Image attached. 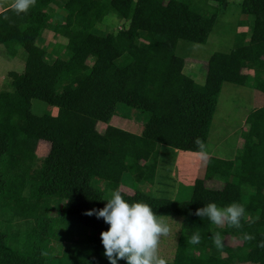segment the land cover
Masks as SVG:
<instances>
[{"label":"trees","instance_id":"trees-1","mask_svg":"<svg viewBox=\"0 0 264 264\" xmlns=\"http://www.w3.org/2000/svg\"><path fill=\"white\" fill-rule=\"evenodd\" d=\"M226 5L227 0H34L26 12L17 13L13 5L0 12V46L11 58L19 48L25 53L23 71L9 72V86L0 90V264H109L100 243L108 225L84 212L103 207L105 192L121 184L133 190L121 192L126 200L181 218L170 264H264V247L257 246L264 239V105L246 116L232 160L207 158L188 200L138 189L154 184L161 147L203 151L223 84L251 87L249 71L264 72V0H242L241 14L253 21L248 42L237 33L228 53H213L202 84L183 73L177 42L206 43ZM109 14L124 27L99 32L96 25ZM44 30L55 34L52 60L38 42ZM41 103L56 114H40ZM119 105L139 114V133L108 125ZM99 123L106 124L103 132ZM41 141L48 152L33 168ZM210 201L242 203L240 227L194 214ZM195 231L201 239L192 244ZM216 232L220 248L211 238ZM244 232L253 239H241ZM226 237L239 244H226ZM52 245H61L62 263L49 262Z\"/></svg>","mask_w":264,"mask_h":264},{"label":"rangeland","instance_id":"rangeland-1","mask_svg":"<svg viewBox=\"0 0 264 264\" xmlns=\"http://www.w3.org/2000/svg\"><path fill=\"white\" fill-rule=\"evenodd\" d=\"M8 3V0H0L1 6ZM241 3L242 0H227L226 7L220 10L216 17L215 24L206 43L194 44L184 40L177 42L175 54L185 61L183 73L193 78L197 84L204 82L206 64L209 57L215 52L228 53L235 42L237 33H241L240 31L244 28L242 25H246V27L252 26V17L241 14ZM82 11H86V9H82ZM60 15H62V11H60ZM120 21L114 18L112 14H109L106 23L98 24L96 28L99 32L111 33L120 27H124V24H120ZM251 29L247 33L245 32L246 36L242 38L244 44L248 42ZM41 41L48 47L46 59H54L56 54L49 50L55 42L53 36L47 34ZM24 60L25 53L22 49L19 48L15 57L11 58L4 51V48L0 46V90L8 88L10 83L9 72L21 73L23 71ZM88 64L91 63L88 62ZM254 88L255 90H253ZM253 89L229 83L223 84L203 149L206 155L201 156L200 153L174 151L168 147H161L154 184L141 183L138 185V189L153 197L173 201L188 200L191 195L193 181L201 179L204 175L207 158L212 156L224 160H232L237 148L241 147L242 139L240 138V133L241 130L246 129L244 120L260 104L257 93L259 90L256 84ZM254 91L256 92L254 93ZM260 98L264 100V96ZM38 112L54 116L56 109L41 103L38 106ZM108 125L131 133H139L141 130L139 114L124 105H119L117 114L111 118ZM105 127L106 124L99 123L97 124V131L103 132ZM48 148V143L44 141L39 142L35 146L36 158L32 163L33 168H38L41 165L40 159L47 154ZM92 183L96 189H102L103 187L102 182L98 179H93ZM130 186L126 187L121 184L119 189L121 192L131 195L133 190L129 188ZM245 188L248 190L247 187ZM110 195L111 192L106 191L104 197L108 199ZM161 219L171 225V231L167 235L161 236L158 243V253L165 258L166 263L170 264L176 248L181 218L162 217ZM80 230L86 232L85 229ZM225 242L230 246L239 244V241L234 237H226ZM60 251L61 245L50 246L48 251L49 262L62 263Z\"/></svg>","mask_w":264,"mask_h":264},{"label":"clouds","instance_id":"clouds-1","mask_svg":"<svg viewBox=\"0 0 264 264\" xmlns=\"http://www.w3.org/2000/svg\"><path fill=\"white\" fill-rule=\"evenodd\" d=\"M33 2L34 0H14L13 8L17 13L26 12ZM200 155L204 156L206 153L201 151ZM104 201L106 203L103 207L87 209L84 215H95L108 225L106 230L100 232V243L109 264H118L121 259L125 264H166L165 258L158 253L161 236L171 231V225L161 219L164 215L156 214L152 206L142 200H126L119 188L113 189L110 197ZM194 214L200 218L206 217L216 225L228 224L239 228L241 219L245 216V206L236 201L222 206L210 201L196 208ZM211 238L217 248L222 247L219 232ZM200 239L199 232L195 231L189 237V242L196 244ZM241 239L248 241L253 236L244 232ZM257 246L264 247V239L258 241Z\"/></svg>","mask_w":264,"mask_h":264},{"label":"crops","instance_id":"crops-1","mask_svg":"<svg viewBox=\"0 0 264 264\" xmlns=\"http://www.w3.org/2000/svg\"><path fill=\"white\" fill-rule=\"evenodd\" d=\"M9 1V3L8 4H5L4 6H1L0 5V12H2L3 10H6L7 8H10L12 5H13V3H14V0H8ZM51 10V12L53 13V14H55V15H57L58 14V12L56 11V10H54L53 8H51L50 9ZM244 28H242V30L240 31L241 33L242 32H248V30L249 29H251L252 27L251 26H249V27H246V26H243ZM245 33V34H246ZM47 34L49 35H51V36H53V38H54V36H55V34L54 33H52L51 31H48V30H44L43 32H42V34H41V36H40V38H38V42H40L41 43V40H42V38H44V36H47ZM42 45H43V47H45V48H47L46 47V45H44L43 43H41ZM249 75H250V81L252 82V86H251V88L253 89V87L255 86V84H258V86L261 88V87H264L263 85H264V72H263V69H257V72H254V71H249ZM257 76L259 77L258 79H257ZM193 79V78H192ZM194 80V79H193ZM195 81V80H194ZM257 87V86H256ZM257 89L259 90V92H257L258 93V95H259V101H260V104L256 107V108H258V107H261V106H263L264 105V100H262L260 97L261 96H264V92L261 90V89H259L258 87H257ZM253 90H255V88L253 89ZM256 91H254V93H255ZM254 96V95H253ZM254 98H255V96H254ZM262 102V103H261Z\"/></svg>","mask_w":264,"mask_h":264}]
</instances>
